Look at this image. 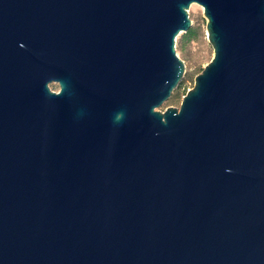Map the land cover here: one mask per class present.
Here are the masks:
<instances>
[{
    "label": "water",
    "instance_id": "95a60500",
    "mask_svg": "<svg viewBox=\"0 0 264 264\" xmlns=\"http://www.w3.org/2000/svg\"><path fill=\"white\" fill-rule=\"evenodd\" d=\"M0 264H264V0H0Z\"/></svg>",
    "mask_w": 264,
    "mask_h": 264
},
{
    "label": "rangeland",
    "instance_id": "374dc122",
    "mask_svg": "<svg viewBox=\"0 0 264 264\" xmlns=\"http://www.w3.org/2000/svg\"><path fill=\"white\" fill-rule=\"evenodd\" d=\"M191 26L187 31H180L175 38V51L184 63V72L178 86L171 95L158 107L163 111L168 106L179 107L183 95L193 87L195 76L213 56V48L206 37V17L203 7L192 2L187 8ZM50 88L57 91L58 85L50 83Z\"/></svg>",
    "mask_w": 264,
    "mask_h": 264
}]
</instances>
